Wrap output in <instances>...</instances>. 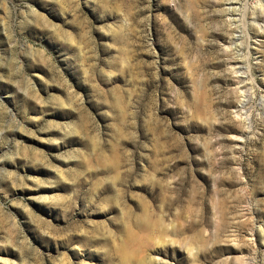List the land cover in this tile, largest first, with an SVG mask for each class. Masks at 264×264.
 <instances>
[{
    "label": "rangeland",
    "instance_id": "374dc122",
    "mask_svg": "<svg viewBox=\"0 0 264 264\" xmlns=\"http://www.w3.org/2000/svg\"><path fill=\"white\" fill-rule=\"evenodd\" d=\"M262 2L0 0V264H264Z\"/></svg>",
    "mask_w": 264,
    "mask_h": 264
},
{
    "label": "bare ground",
    "instance_id": "6f19581e",
    "mask_svg": "<svg viewBox=\"0 0 264 264\" xmlns=\"http://www.w3.org/2000/svg\"><path fill=\"white\" fill-rule=\"evenodd\" d=\"M261 3H263L262 0H258V4H259V8H260V12H261V10H262V8H263V4H261ZM232 11H235V10H232Z\"/></svg>",
    "mask_w": 264,
    "mask_h": 264
}]
</instances>
